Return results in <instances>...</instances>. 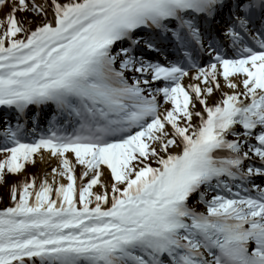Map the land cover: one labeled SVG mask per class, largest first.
<instances>
[{"label":"snow or ice","instance_id":"6c2138e0","mask_svg":"<svg viewBox=\"0 0 264 264\" xmlns=\"http://www.w3.org/2000/svg\"><path fill=\"white\" fill-rule=\"evenodd\" d=\"M5 190L0 264H264V0H0Z\"/></svg>","mask_w":264,"mask_h":264},{"label":"bare ground","instance_id":"6f19581e","mask_svg":"<svg viewBox=\"0 0 264 264\" xmlns=\"http://www.w3.org/2000/svg\"><path fill=\"white\" fill-rule=\"evenodd\" d=\"M53 164H55V161H53ZM43 167H47V166H43ZM29 172H35V173H40L42 172V166H37V168L34 169H29ZM52 177L49 176V180L51 181Z\"/></svg>","mask_w":264,"mask_h":264},{"label":"rangeland","instance_id":"374dc122","mask_svg":"<svg viewBox=\"0 0 264 264\" xmlns=\"http://www.w3.org/2000/svg\"><path fill=\"white\" fill-rule=\"evenodd\" d=\"M30 169H32V168H30ZM8 203H9V200H8L7 192H6V190H5V192H4V196H3V200L0 201V205L4 207V206H6Z\"/></svg>","mask_w":264,"mask_h":264}]
</instances>
